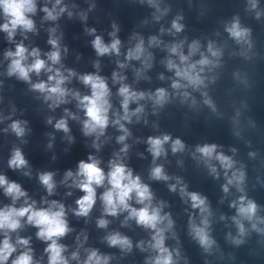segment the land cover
<instances>
[{"label": "clouds", "instance_id": "obj_1", "mask_svg": "<svg viewBox=\"0 0 264 264\" xmlns=\"http://www.w3.org/2000/svg\"><path fill=\"white\" fill-rule=\"evenodd\" d=\"M0 7H2L5 16L9 18L6 23L0 25V28L8 32L9 37L12 36L17 27H22L25 30L29 31L33 29V22L28 18L27 14L34 13V0H0ZM45 11H47V9H45ZM49 16L51 17V13H49ZM230 31L236 37H240L242 35V32L238 30V25H234ZM49 42L54 47L56 46L57 42L55 40H50ZM93 44L98 54L103 55L109 52V47L103 45L100 37H97ZM118 44L119 41L113 42L111 48L117 49ZM26 51L27 50L22 45H18L15 53L8 52L6 54L10 57H17L12 61V64L9 68V75L18 74L20 78L28 80L30 72L35 71L37 74H39V72L45 68V61L39 59V51L36 49L31 52V55L33 57H36L35 62L26 67L22 63L26 59ZM48 58L53 63L59 62V51L57 50L49 53ZM202 63H207V61H202ZM48 71H51V69L49 68ZM65 79L66 78L63 77L59 73V71H57L55 76L49 77L50 81H55L54 86L49 87L45 83L41 82L33 85V88L41 92L48 91L50 94H54L56 100L59 101L65 95V89L61 87ZM82 79L86 84H91L94 90L93 98H84V100L88 101V104L90 105L87 107V115L88 117H90V120L85 124L86 132L95 131L97 126L103 129L107 124V116L102 115V112H106L107 109H102L101 107H99L97 101L106 94V86L99 77L94 78L92 76H85L82 77ZM127 92V88L121 89L122 94H127ZM160 96L161 98L163 97L162 90L160 91ZM48 98H51V95ZM125 107H127V99L125 100ZM56 127L67 131L66 123L63 120L58 122ZM12 128L17 133V135L23 134V129L19 126V123H13ZM120 139L123 140L124 137H120ZM168 139V136H165L163 138V141L158 138L149 139V143L152 145L151 151H153L155 156H159L161 154V145ZM181 146L182 145L180 141L177 140L175 142V145L173 146V151H176L177 147ZM215 147V145L205 146L201 148L200 151L206 156H211L215 150ZM218 159H220L222 162H225V166H229L227 157L221 155L218 157ZM24 164H26V161L23 159L21 153L17 150L14 158L10 161V166L20 167ZM79 169L80 173L86 177V180L84 182H81L79 185V187L86 192V195L77 201L79 209L76 214L86 216L95 202V190L92 185L102 184L105 180V176L102 170L98 168L97 162L94 160L92 161V163H85L81 161ZM68 175H71V173H68ZM153 176L157 179H167L166 176L162 175V169L160 167L154 169ZM40 179L41 182L47 186L48 191L51 192L54 187V184L52 183V174H43ZM125 181H127V183H125ZM108 182L111 184L112 188L104 194L103 199L107 206L106 211L109 214L115 215L118 207L125 210L129 209V204L127 203V201L130 199L131 193L133 191H135L138 197V201L141 203H143L145 200L151 199V193L149 192L148 187L146 185H141L139 177L133 178L131 172H126L124 166L122 165L113 163V169L109 173ZM5 184H7V187L5 189L6 194L13 195L14 197L25 195V193L21 191L19 185L15 183L9 184L3 176H0V185ZM191 199L194 202L193 207H198L204 204V200L195 193L191 194ZM53 204L58 208V210L54 211L52 208L34 210L31 205L20 209L9 208L6 210H0V229L16 230L20 226L18 217H24L25 215H27L28 223L33 224L40 229L37 235L44 240L51 241V244L46 249V251L50 253L49 264H67V261L62 256V246L57 244L55 239L57 237L63 236L69 230L66 220L64 219V206L55 205V202H53ZM240 211L253 213L255 211V205L250 204L247 209L241 208ZM130 215L137 218L138 223L151 226L152 228L156 227L157 221L164 219V217H161L159 215V209H155L150 213L147 207L140 210L133 208L131 209ZM106 224L107 221H99V225L101 227L106 226ZM201 241L202 243L206 242L207 238L201 236ZM109 242L113 246L119 244L121 246L130 247V243L127 238H121L118 234L109 237ZM19 243L27 245L28 241L20 240ZM162 243V237H158L156 246L160 247ZM14 251V246L9 242L7 238H5L2 247H0V262L6 261ZM161 251L166 250L161 248ZM100 259L101 258L97 256V253L93 251L88 257V261H86V264H92L93 260H95L96 264H100ZM106 259L107 258H105V261ZM13 264H32V257L27 252L23 253L13 261ZM156 264H161V260L159 258L157 259ZM162 264H171V257L168 256L167 258H165Z\"/></svg>", "mask_w": 264, "mask_h": 264}]
</instances>
